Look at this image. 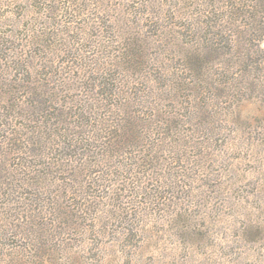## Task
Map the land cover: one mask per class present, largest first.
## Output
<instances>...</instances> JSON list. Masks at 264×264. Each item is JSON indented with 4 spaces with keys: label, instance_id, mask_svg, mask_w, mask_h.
<instances>
[{
    "label": "rangeland",
    "instance_id": "rangeland-1",
    "mask_svg": "<svg viewBox=\"0 0 264 264\" xmlns=\"http://www.w3.org/2000/svg\"><path fill=\"white\" fill-rule=\"evenodd\" d=\"M193 1L205 4L213 25L208 28L204 23L205 28L198 29L199 45L209 47L214 42L226 49L227 36L217 33L224 21L222 17L227 14L224 9H229L226 7L233 0ZM169 3L175 2L0 0V75L37 78L41 81L39 92H57L56 86L62 84L65 75L89 76L90 63L102 65L107 55L122 45V37L137 31L141 37L135 34L136 38L147 58L145 68L149 67V58L157 59L163 53L161 61L171 71H177L181 40L187 38L175 31L182 28L174 25L180 20L170 16ZM240 3L237 1L234 10L246 12ZM176 43L181 44L178 47ZM165 45H170L172 51ZM219 57L223 60L215 54L209 58L210 70L203 68L188 75L193 81L198 79L193 86L199 91L203 85L213 84L210 92L220 93L218 79L222 75H214V70L220 67ZM15 58L28 65H21L16 71ZM111 61L114 62L113 57ZM132 71L122 70V75L136 90L146 89V84L156 85L149 81L152 77H158L159 81L156 71L157 75H151L149 80L146 78L149 74L138 75ZM182 76L187 75H170L168 79L180 80ZM71 82L76 85L77 81ZM14 90L17 95L23 91L18 86ZM220 111L213 123L202 126L206 127L205 133L212 134L209 141L207 137L197 140L200 135L196 133L190 137L193 122L185 120L184 123L180 114H172L170 134L179 130V135L184 136L175 148L177 152L184 149L185 143L197 145L191 149L190 160L180 153L178 156L177 152H172L171 158L164 153L166 164L151 171L150 180L142 179L133 185L125 179L128 188L125 184L123 197L115 206L107 205L109 198L90 209L76 200L58 210L56 205L37 201L29 193H24L28 201L18 202L17 191L25 190L19 188L21 181L17 177L10 180L7 209L32 217L30 220L11 217L0 224V251L5 262L264 264V103L250 99L237 108L227 106ZM21 120L19 116L16 121ZM202 141L206 149L201 147ZM135 185L140 186L136 189ZM22 188L34 191L31 186ZM111 191L112 188L103 195L110 196ZM60 211L65 214L56 218L54 214ZM18 255L23 257L19 259Z\"/></svg>",
    "mask_w": 264,
    "mask_h": 264
},
{
    "label": "trees",
    "instance_id": "trees-1",
    "mask_svg": "<svg viewBox=\"0 0 264 264\" xmlns=\"http://www.w3.org/2000/svg\"><path fill=\"white\" fill-rule=\"evenodd\" d=\"M170 1L175 2L169 3L170 16L179 19L180 23L174 25L182 28L174 30L187 38L181 40V62L177 71H171L161 61L163 53L157 55V59L149 58V67L145 68L147 58L136 38L140 35L137 31L136 35L130 33L122 37V45L108 54L102 65L90 63L89 76L65 75L62 84L56 86L57 92H39L41 81L37 78L0 75V100H3L0 103V224L11 217L18 220L32 217L7 209L9 181L16 177L21 181L19 188L25 190L17 191L18 202L28 201L24 193H29L37 201L56 205L58 210L76 200L90 209L109 198L107 205L115 206L123 197L121 192L128 188L126 178L133 185L142 179L150 180L151 171L166 164L163 154L178 151L175 148L184 136L179 135V130L170 134L171 116L180 114L184 123L192 121L190 137L196 133L200 135L197 140L207 137L209 141L212 134L205 133L206 127L202 126L213 123L215 114L222 113L220 109L237 108L250 99L264 103V0H233L226 7L229 9L222 8L227 14L222 17L224 21L219 24L217 35L227 36L226 49L214 42L209 47L198 43V29L203 28L204 23L208 28L213 26L204 3ZM237 1L242 2L246 12L234 10ZM176 44L179 47L181 43ZM169 46L165 45L172 51ZM213 54L223 58L219 57L220 67L214 70V75H222L218 79L222 88L220 93L214 94L210 92L213 84L203 85L199 91L193 86L198 79L188 78L203 68L210 70L209 58ZM13 61L16 71L21 65H28L19 58ZM122 70L149 74L148 80L151 75H157L156 71L159 81L158 77H152L149 81L156 85L146 84V89L139 91L129 85ZM111 72L114 75H110ZM170 75L187 76L175 80L168 79ZM70 80L77 81L76 85ZM29 83L31 85H26ZM15 86L23 89L19 95L14 93ZM19 116L22 120L17 123ZM201 147L206 149L207 145L202 141ZM182 148L179 153L190 160L191 149H196L197 145L185 143ZM25 186L34 187V191L22 188ZM69 188L71 193L66 192ZM111 188L110 196L103 195ZM63 214L60 211L54 216L58 218ZM20 257L23 256L18 255ZM0 262L6 263L1 251Z\"/></svg>",
    "mask_w": 264,
    "mask_h": 264
}]
</instances>
